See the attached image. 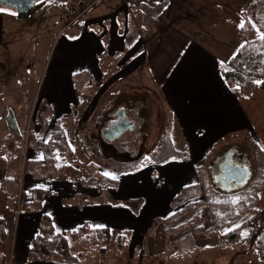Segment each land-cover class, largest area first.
<instances>
[{
	"label": "crops",
	"instance_id": "1",
	"mask_svg": "<svg viewBox=\"0 0 264 264\" xmlns=\"http://www.w3.org/2000/svg\"><path fill=\"white\" fill-rule=\"evenodd\" d=\"M1 6L0 47L5 44L6 12L15 14ZM253 6L254 0H99L57 37L39 92L40 106L47 104L51 109L47 120L51 116L50 122L67 123L71 107L78 106L87 94L84 86L90 90L107 79L110 85L124 80L130 69L122 64L142 48L137 67L144 64L147 81L160 90L170 114V145L175 148L178 138L177 146L173 154L167 149L171 158L160 155L158 161L137 171L117 174L121 179L115 191L81 186L80 178L66 176L64 168L44 169L42 150L27 148L30 166L24 167L29 172L19 178L18 169L14 177L8 175V169H0L1 264H60L58 256L50 261L28 257L42 216L49 218L56 231L73 230L85 223L124 231L138 225L137 231H142L147 220L142 225L140 210L131 211L123 201L135 198L137 187L143 184L139 197L145 195L144 190L154 189L162 201L169 197L165 200L169 205L182 189L198 182L197 168L220 141L230 148L236 147L232 145L235 142L252 141L253 148L264 154V83L245 97L239 88L225 83L219 70V64L226 63L241 47L239 24L245 17L251 21ZM145 21L151 26L144 25ZM136 45V51H131ZM134 110L143 123V114ZM175 156L178 158L173 160ZM122 183L134 191L118 192ZM39 194V210L24 211L19 205L22 196L31 202ZM11 195L17 200H11ZM258 198L256 209L264 213V183L259 186Z\"/></svg>",
	"mask_w": 264,
	"mask_h": 264
},
{
	"label": "rangeland",
	"instance_id": "2",
	"mask_svg": "<svg viewBox=\"0 0 264 264\" xmlns=\"http://www.w3.org/2000/svg\"><path fill=\"white\" fill-rule=\"evenodd\" d=\"M68 5L67 0L59 3L41 0L30 17H18L7 11L3 20L5 44L0 47V159L9 161H0V169H8V175L12 177L16 175L17 169L19 178L29 172L25 169L28 164L25 152L27 148L31 149L36 141L46 146L56 131L55 123L49 121L51 116L45 120V105L40 106L39 92L57 37L75 24L73 22L65 26L70 19L66 11ZM48 9L51 10L50 13ZM250 22L255 25L254 11ZM137 23L140 25L141 20ZM144 25L150 27L151 23L145 21ZM132 40L130 37L129 41ZM136 49L137 45L130 50L135 52ZM141 49L122 64L130 71L121 82L116 80L110 85V80L107 79L104 85L96 88L91 86L90 90L84 86L83 92L87 94L79 102L75 125L72 120L76 118V113L66 116L67 123L62 125L64 145H70L74 155L70 157L65 154L57 144L53 145L55 148H51L59 158L55 161L56 166L65 164L63 172L66 176L76 175L80 178V185L86 188L98 189L100 176L107 177L110 182L113 180L111 176L131 173V170L139 168L145 162L152 161V164L158 161L160 155L169 158V147L171 154L175 152L178 138L174 148L170 145L168 134L171 128L167 129L170 114L167 113L160 90L147 81L144 64L137 67L141 63ZM129 54L126 53V56ZM133 109H139V113L143 114L142 128L137 123L140 121L132 113ZM116 112L122 113L124 120L130 118L134 124L136 122L140 125V138L133 143L142 154V161L128 159L116 141L108 142L101 136L100 130L108 122L117 119ZM10 120L14 122L16 131H12ZM59 136L55 139L58 140ZM225 143L220 141L212 148L215 150H211L213 153H209L211 155L204 165H211L216 152H224L229 148ZM232 145L239 147L251 162L252 148L249 143L235 142ZM177 158L175 156L173 160ZM197 175L199 182H203V187L208 191V197L206 191L194 190L191 193V190L186 189L183 194L171 198L169 205H165V200L169 197L165 196L162 201V195L154 189L153 192L144 190L145 195L139 197L143 189L141 184L137 187V196L123 202L133 212L138 213L140 210L142 225L147 220L142 231H137L138 225H130L127 231L110 230L111 239L103 256L98 254L100 247L84 250L78 243L69 248L70 254H80V264H261L257 249L247 239L249 234L244 229L241 230L239 241L229 242L226 238L222 242L217 241L218 237L247 221L253 212H248L230 226L225 225L232 209L231 200L225 202L214 191L204 166L197 169ZM251 178L252 175L250 180ZM119 179L121 178L115 179L117 183ZM11 187L8 184L9 190ZM117 187V184L115 187L107 185L113 191ZM117 191L129 193L134 190L122 183ZM14 198L17 200L15 195L10 196L11 200ZM232 200H237V197ZM217 224H220L218 229ZM118 233L127 234L121 250L117 246Z\"/></svg>",
	"mask_w": 264,
	"mask_h": 264
},
{
	"label": "trees",
	"instance_id": "3",
	"mask_svg": "<svg viewBox=\"0 0 264 264\" xmlns=\"http://www.w3.org/2000/svg\"><path fill=\"white\" fill-rule=\"evenodd\" d=\"M254 21L255 28L252 27V24L249 23V20L245 17V27L243 29H238V35L242 40L243 47H240L235 55H233L226 63L219 64V70L225 83L229 87L239 88L245 97H249L259 85L257 82H261L264 79V41H261L258 38L257 33L258 29L260 34H264V0H254ZM44 105L43 115L45 116V120H47L46 117L47 115H50L51 109L47 104ZM78 107L79 106H72L71 108L72 113H76V118L72 120L74 125L78 118ZM10 123L13 126L12 131H16L14 122L10 120ZM54 125V129L56 131L54 132L53 138L47 143L48 145H41L43 143H40V141L38 143L36 141L33 143L34 145L32 147L42 150L43 161L45 163V166H43L44 169L52 168V170L54 169V171H57L64 168L65 164L55 165V161H58L59 158L55 155V153H53L55 152L53 149L51 151V148H55L53 145L57 144L60 146V149H62L65 154H69L70 157L74 155V151L70 145H64L62 124L56 122ZM57 136H59L58 140L55 139ZM56 141L58 143H56ZM249 146L252 148V161L250 162V166L252 168V178L246 186L236 191H222L217 189L211 181L210 183L214 188V191L219 193L225 202L231 200L232 209L229 212L227 221L224 223L225 225H232L239 218L243 217L250 211L253 212V215H251L247 221L240 224L239 227H235L233 228L234 230H229L227 233L223 234L222 237H218L217 241L222 242L224 238L229 240V242L239 241L241 230L244 229L249 234L247 239H249L251 245L257 249L261 264H264V213L256 209L259 202L258 189L259 186L264 183V154L260 150L253 148L252 141L249 143ZM49 152L52 153L49 155ZM207 158L208 157H205V160L200 167L204 166ZM151 162L152 161L145 162L142 166L148 165ZM136 169L131 171H135ZM199 180L198 176V182L195 185L182 189L178 196L183 194L186 189L191 190V193L194 190L195 192H201L202 190L207 193L208 191L202 185L203 182H199ZM6 181L7 180H5V182ZM98 181V187L104 190L107 188L108 184L112 187H115L117 184L115 179L110 180V183L108 182L107 177L104 178V176H100ZM5 189L7 191L6 183ZM40 194L35 195L31 202L24 201L22 196L20 198L21 201L19 200V205L24 211L32 209L39 210ZM206 196L208 197V193ZM234 197H237V200L233 203L234 200L232 199ZM239 204L242 205L239 206ZM219 226L220 224L216 225L217 229ZM118 234L119 237H117V246L118 250H121L124 248V239L127 234ZM0 237L2 238L1 229ZM110 239L111 231L108 228L91 227L88 223H85L73 230L56 231L52 228L49 218L42 216L39 220L38 232L29 245L28 257L32 261H50L58 256L60 264H80L81 255L70 254L69 248L73 244H80L84 250L88 248L96 249V247H100L98 254L103 256Z\"/></svg>",
	"mask_w": 264,
	"mask_h": 264
},
{
	"label": "water",
	"instance_id": "4",
	"mask_svg": "<svg viewBox=\"0 0 264 264\" xmlns=\"http://www.w3.org/2000/svg\"><path fill=\"white\" fill-rule=\"evenodd\" d=\"M41 0H0V5L13 9L18 17H30L36 4ZM121 115V113H118ZM121 118V117H120ZM119 120L108 123L106 128L101 131L102 136L108 141L117 140L119 146L128 152H134L132 136H126L125 129L127 127L119 125ZM121 126V127H120ZM218 172L220 178L216 181L212 177L213 182H220L221 190H238L247 185L251 176V168L245 164L235 162L232 154H228L220 163ZM229 184H233L230 188Z\"/></svg>",
	"mask_w": 264,
	"mask_h": 264
},
{
	"label": "flooded vegetation",
	"instance_id": "5",
	"mask_svg": "<svg viewBox=\"0 0 264 264\" xmlns=\"http://www.w3.org/2000/svg\"><path fill=\"white\" fill-rule=\"evenodd\" d=\"M134 110V109H133ZM132 110V111H133ZM135 111V110H134ZM135 114H137V112L135 111L134 112ZM117 118V117H116ZM137 118V117H136ZM118 120H121L122 122H123V124L125 125V124H129L130 126H133V127H128L127 128V133H126V136H134L133 138L135 139V141L137 140V139H139L140 138V135H141V133H140V125L139 124H137L136 126L133 124V123H131V122H129V121H125L122 117L120 118V116L117 118ZM132 120V119H131ZM138 120L140 121V118H138ZM113 121H115V120H113ZM125 121V122H124ZM133 121V120H132ZM141 122V121H140ZM140 122H138V123H140ZM142 124L144 125V119H143V123L141 122V128H142ZM129 125H127V126H129ZM135 129V133H131V132H133L132 130L133 129ZM135 141H134V143H135ZM134 146V152H128V151H125V150H123L122 148V150H123V152H124V154L125 155H127L126 157H128V159H133V160H142L141 158H140V156L142 155L140 152H138L137 150H136V147H135V144L133 145ZM108 150V149H107ZM234 150H236V151H234ZM139 153V154H138ZM232 154V157H233V159L235 160V162H237V163H239V164H247L248 166L249 165H251V163L249 162V160L246 158V155H243V153L240 151V150H238L236 147H229L228 149H226L224 152H222V151H218V152H216L215 153V155L212 157V159H211V165H208V164H206V165H204V168H205V170H206V172L208 173V175H209V178H210V181L213 183V185L217 188V189H220L219 187H220V182L218 181V182H213V179H212V177H215V179H216V181L218 180V178H220V174H219V172H218V169H219V165H220V163L224 160V158H226V156L228 155V154ZM122 157V156H121ZM233 186V184H229V187L231 188ZM222 191H225V190H222Z\"/></svg>",
	"mask_w": 264,
	"mask_h": 264
},
{
	"label": "built area",
	"instance_id": "6",
	"mask_svg": "<svg viewBox=\"0 0 264 264\" xmlns=\"http://www.w3.org/2000/svg\"><path fill=\"white\" fill-rule=\"evenodd\" d=\"M54 1H61V0H54ZM79 1L80 3L78 5L68 7L67 9V13L70 17V21L68 22V24H71L81 15H83L98 0H79Z\"/></svg>",
	"mask_w": 264,
	"mask_h": 264
},
{
	"label": "snow or ice",
	"instance_id": "7",
	"mask_svg": "<svg viewBox=\"0 0 264 264\" xmlns=\"http://www.w3.org/2000/svg\"><path fill=\"white\" fill-rule=\"evenodd\" d=\"M249 23H251V22L249 21ZM239 27H240L241 29H243V28L245 27V23H244L243 21H241V23L239 24ZM252 27L255 28V25H252ZM257 33H258V38H259L261 41H264V34H260L258 29H257ZM241 47H243V45H241ZM257 83H264V82H260V81H258ZM105 175H109V174L105 173ZM111 178H112V179H116L117 177H115V176H111ZM234 202H235V201H233V203H234ZM237 227H239V225H237ZM231 230H234V229H230V231H231ZM242 235H247V234H246V233H242Z\"/></svg>",
	"mask_w": 264,
	"mask_h": 264
}]
</instances>
